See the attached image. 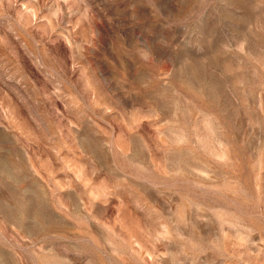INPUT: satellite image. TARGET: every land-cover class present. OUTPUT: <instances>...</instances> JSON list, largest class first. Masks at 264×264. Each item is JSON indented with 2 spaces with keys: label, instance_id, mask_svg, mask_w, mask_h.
<instances>
[{
  "label": "rangeland",
  "instance_id": "1",
  "mask_svg": "<svg viewBox=\"0 0 264 264\" xmlns=\"http://www.w3.org/2000/svg\"><path fill=\"white\" fill-rule=\"evenodd\" d=\"M0 264H264V0H0Z\"/></svg>",
  "mask_w": 264,
  "mask_h": 264
}]
</instances>
